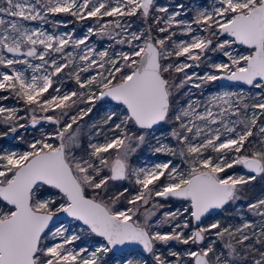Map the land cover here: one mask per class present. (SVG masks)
I'll return each instance as SVG.
<instances>
[{
	"label": "snow or ice",
	"instance_id": "6c2138e0",
	"mask_svg": "<svg viewBox=\"0 0 264 264\" xmlns=\"http://www.w3.org/2000/svg\"><path fill=\"white\" fill-rule=\"evenodd\" d=\"M175 8L0 0V264H264V0Z\"/></svg>",
	"mask_w": 264,
	"mask_h": 264
},
{
	"label": "rangeland",
	"instance_id": "374dc122",
	"mask_svg": "<svg viewBox=\"0 0 264 264\" xmlns=\"http://www.w3.org/2000/svg\"><path fill=\"white\" fill-rule=\"evenodd\" d=\"M157 4L160 5H167L169 6L170 11L172 10H178L175 8V6L177 4L183 3L186 8H190L191 6L195 5L198 7H206L209 10L211 9L214 0H156ZM192 15H194L193 11H189L188 15L185 16H181V19H191ZM55 19L57 20H73L74 18L70 17V16H57ZM106 20L109 18H105ZM135 19V18H133ZM95 26V22L92 20L89 21H85V22H74L72 24H69L67 28L61 26L58 29H56V31L58 32H64V31H71L73 28L76 29V36H81L83 35L84 32H86L87 26ZM29 26H40V22H30ZM139 26V22H137V25ZM43 27L45 29H47L48 31H52L53 27L52 25H43ZM180 37H177V39H179ZM90 43L95 44L97 46L98 49H103L108 47L109 45L112 44V41L108 40V39H100L98 37L93 36L90 40ZM128 50L126 48V46H116V50ZM215 60L219 61L220 59H223L220 56H215L213 57ZM181 60H183L184 58L181 57ZM4 69L0 68V71H2ZM207 69L204 68L203 65H201V67L199 69H189V72L192 71H196L199 72L200 74H203L204 71H206ZM87 75V74H85ZM75 87V84L72 81H67L66 82V88L67 89H72ZM239 85H221L217 82H213L208 84L204 89H203V96L200 95V90H196L193 89L192 91L194 93H196V96L194 98H198V99H205L207 96L215 94L218 91H225V90H238L239 89ZM244 89L247 91L249 90V87H244ZM4 103L8 106H17V107H23L22 104H17V102L13 99H9L8 101H4ZM21 115H27V113L21 112ZM37 115H41L40 113H37ZM87 119V118H86ZM21 123H25V121H21ZM52 126L51 125H44V130L45 131H51ZM0 130H2V128H0ZM39 131L38 130H34L31 127H29L27 129V131H25L24 129H21L18 133L15 134V136L19 137L21 135H23L25 137V140H30L32 139V136H39ZM166 134V133H165ZM167 142V141H165ZM173 143H175L173 141ZM0 146L5 147V148H11V147H17L20 150H23L26 147V144L19 140V139H13L12 137H8V138H0ZM166 159H173L175 161V158L170 157V156H165L163 154L160 155H153L150 151H144L142 154H140V163H147V164H151L153 162H158V161H164ZM134 163H136V161H133ZM175 162H179V161H175ZM260 194V185L256 186V189L253 191L252 195H259ZM241 203H247V201H243ZM167 210V209H165ZM216 219H221L222 221H225V215L224 214H220V215H214ZM155 219V218H154ZM211 222L210 220H205V223ZM232 223H238V219H231ZM67 223V221H66ZM162 230H168L167 227H165ZM78 244H80L81 242H77ZM83 246V245H81ZM89 247H91V243H89L88 245ZM175 247L177 248V250L179 249H183L186 248L188 246H184V245H175ZM128 251L125 252V254H127ZM137 253H140L138 250H131V255L129 256V258H137ZM142 254V253H141ZM117 256H120L121 254H116Z\"/></svg>",
	"mask_w": 264,
	"mask_h": 264
},
{
	"label": "water",
	"instance_id": "95a60500",
	"mask_svg": "<svg viewBox=\"0 0 264 264\" xmlns=\"http://www.w3.org/2000/svg\"><path fill=\"white\" fill-rule=\"evenodd\" d=\"M219 84L221 85H235V84H232L231 82H228V81H218ZM243 87H249V86H243ZM213 215H216L215 213ZM61 219H63L65 222L67 221V219L65 217H63V215H61L60 217ZM128 249H131V250H138L140 253H142V249L139 245H133V246H128L126 249H125V252L128 251ZM115 251V254H121V252L119 250H114Z\"/></svg>",
	"mask_w": 264,
	"mask_h": 264
}]
</instances>
